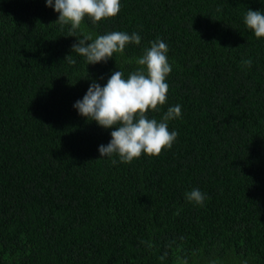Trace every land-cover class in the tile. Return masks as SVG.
I'll return each instance as SVG.
<instances>
[{
  "label": "trees",
  "instance_id": "16d2710c",
  "mask_svg": "<svg viewBox=\"0 0 264 264\" xmlns=\"http://www.w3.org/2000/svg\"><path fill=\"white\" fill-rule=\"evenodd\" d=\"M248 9L264 0H121L70 37L46 0H0V264H264V38ZM113 31L141 43L96 65L72 52ZM158 38L172 72L147 115L179 104L177 140L114 165L99 153L114 129L74 104L92 81L136 71ZM193 189L202 206L186 200Z\"/></svg>",
  "mask_w": 264,
  "mask_h": 264
},
{
  "label": "clouds",
  "instance_id": "9594fccd",
  "mask_svg": "<svg viewBox=\"0 0 264 264\" xmlns=\"http://www.w3.org/2000/svg\"><path fill=\"white\" fill-rule=\"evenodd\" d=\"M46 4L58 13L55 23L70 26V37L80 29L85 18L95 24L115 18L121 10V0H46ZM244 23L257 39L264 38V11L248 9ZM77 41L72 52L83 57L88 65H96L111 60L115 53H123L129 44L140 45L141 36L135 32L113 31L94 39L85 35ZM167 53L168 47L163 40L152 41L137 58L136 71L127 78L122 71H114L103 87L92 81L83 99L74 104L81 117L103 129H114L110 142L99 147L102 158L118 157L120 163L131 164L142 155L159 157L177 140L178 132L169 130V122L180 118L179 104L169 107L159 121L147 115L150 111H159L167 101L169 85L166 80L172 72ZM72 56L65 60L75 64ZM241 63L251 67L252 60L242 59ZM112 163L115 165L117 160L113 158ZM185 198L201 206L206 199L199 189L186 192ZM167 255L165 252L160 259L164 260ZM181 264L188 262L185 259Z\"/></svg>",
  "mask_w": 264,
  "mask_h": 264
}]
</instances>
